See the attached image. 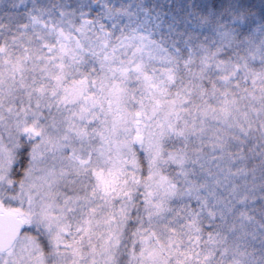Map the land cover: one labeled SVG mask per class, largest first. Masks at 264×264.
Wrapping results in <instances>:
<instances>
[{
	"label": "snow or ice",
	"instance_id": "snow-or-ice-1",
	"mask_svg": "<svg viewBox=\"0 0 264 264\" xmlns=\"http://www.w3.org/2000/svg\"><path fill=\"white\" fill-rule=\"evenodd\" d=\"M0 264H264V0H0Z\"/></svg>",
	"mask_w": 264,
	"mask_h": 264
}]
</instances>
